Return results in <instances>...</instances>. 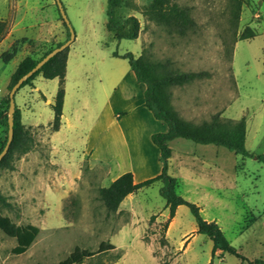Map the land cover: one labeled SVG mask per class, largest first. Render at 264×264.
Returning <instances> with one entry per match:
<instances>
[{
  "label": "rangeland",
  "instance_id": "1",
  "mask_svg": "<svg viewBox=\"0 0 264 264\" xmlns=\"http://www.w3.org/2000/svg\"><path fill=\"white\" fill-rule=\"evenodd\" d=\"M61 1L75 33L71 51L85 54L82 57L78 53L77 59L81 60L83 68L73 70L70 87L77 86V92L82 95L89 91L91 95H98L91 100V114L98 113L105 96L112 90V82L124 66L129 67L127 60L113 58L111 54L131 52L136 57L145 54L152 61L166 64L170 72L208 74L170 90L172 105L180 117L193 125L210 121L216 114L234 120L245 118L246 148L255 154L263 153L264 0H243L237 21L233 18V0H175L191 8L190 13L198 24L197 29L186 36L147 19L144 12L151 0H126L119 16L122 19L136 17L140 32L135 40L121 41L114 40L106 31L108 0ZM58 9L56 0H0V20L8 23L11 34L0 45V103L9 96L11 77L24 58H39L53 45L68 39ZM249 33L256 36L238 40ZM12 42L19 52L6 64L1 56L11 50ZM72 60L76 62L74 56ZM39 81L38 85L45 92L54 87L51 80L41 78ZM26 88L17 93L20 106L27 95ZM27 99H31L30 96ZM33 109L41 123L53 120L52 107L43 99L37 98ZM87 115L84 113L83 118ZM50 133L51 128L36 129L33 149L23 156L16 153L10 161L13 169L0 167V191L12 204L7 208L0 203V216L20 226L34 225L40 229L35 242L21 255L12 253L16 239L0 230V264H59L76 248L98 252L102 244L105 251L82 264H211L212 260L213 264H249L229 253L213 257V243L204 234L189 253L174 251L165 238L167 221L158 220L166 206L160 195V184L139 193L147 210L146 219L131 220L121 214L108 213L99 198V189L109 185V178H105L107 167L93 169L87 160L68 185V174L54 173L49 165ZM110 133L116 146L122 148L124 142L118 132L112 129ZM5 136L6 127L0 125V138ZM178 142L193 149L199 147L187 140ZM75 145L82 147L78 140ZM104 148L108 146L101 145V150ZM222 149L229 154L228 163L235 164L238 171L239 194L229 202L231 218L225 225L226 237L246 259H264V163ZM116 173L114 170L113 176ZM185 209L179 218L181 223L175 227L176 237L183 230L197 226L191 210ZM133 221L143 232L133 234L129 242L120 245L116 242L120 225Z\"/></svg>",
  "mask_w": 264,
  "mask_h": 264
},
{
  "label": "crops",
  "instance_id": "2",
  "mask_svg": "<svg viewBox=\"0 0 264 264\" xmlns=\"http://www.w3.org/2000/svg\"><path fill=\"white\" fill-rule=\"evenodd\" d=\"M107 22L106 31L114 40H117L114 34L107 29ZM10 35L8 33L0 45L7 41ZM71 46L69 47L66 66V95L61 127L58 131H51L48 135L50 143L49 165L52 171L58 174L66 172L68 174L67 183L71 185L72 177L81 172V167L88 160L93 169L107 167V175L104 174L105 178H109L107 187L127 172L133 173L136 184L160 175L163 169L161 151L154 145L152 136L156 133L168 132L169 127L164 121L158 120L152 111L146 107V85L138 81L130 65L127 68L124 66L117 79L112 82V90L105 96L103 106L97 114H94L95 111L91 114L93 111L90 105L91 100L96 99L98 95H91L90 91L82 95L80 91L77 92V86L75 89L73 86L70 87V78L74 74L73 70H79L80 66L83 68L81 60L77 59L79 52L72 53ZM99 54V56L102 55V53ZM113 54H111L113 58H118L114 57ZM79 55L84 57L85 54L79 53ZM73 56L76 61L74 63ZM41 78L43 77L38 76L31 85L23 87H27L28 91L27 95L23 97L21 106L17 103L16 98L19 91L15 96L16 105L22 114V122L32 130L33 135H35V130L40 127L51 128L54 120V111L52 110L53 120L47 124L41 123L36 118L33 102L37 98L43 99L46 104L52 107L59 89V79L52 78L50 83H54V87L50 92H45L41 85H38ZM97 90L102 91L104 88H97ZM35 92L38 93L36 96L34 95ZM27 96H30L31 99H27ZM84 113L88 114L85 119L83 118ZM112 129L118 132L119 138L124 142L122 148L116 146V142L113 141L114 138L110 133ZM181 139L184 140V138H176L167 144L171 150V156L168 160V174L178 181L177 193L185 200L196 204L200 208L199 212L202 217L210 223L218 224L226 236L225 225L227 219L231 218L228 213L230 211L229 202L239 194L237 193V166L228 163L229 154L224 152L222 148L225 147L223 146L199 144L185 139L199 144L198 148L193 149L186 144L184 145V142H178ZM76 140L81 142V149L75 147ZM104 144L108 146V149L101 150V145ZM113 144L115 146H111ZM248 151L251 152V150ZM251 154L264 155V151L262 154H255L254 152ZM114 170L117 173L113 176ZM155 184L162 185L160 182ZM141 190L128 195L116 213L131 220L140 217L143 220L146 219L148 217L147 210L139 197ZM185 207L187 206H178L175 215L170 218V208L166 204L165 210L160 212L158 220L162 218L168 222L165 238L171 248L174 251L187 254L193 250L194 244L201 239V234L198 233V226H194L188 231L183 230L178 237H176L177 234H174L176 225L181 223L179 220L181 213L186 211ZM142 232V228L135 227L134 221L130 224L123 223L116 233V242L124 245L130 241L133 234L137 235ZM213 244L211 245L214 248ZM221 254V251H217L215 257L221 256ZM211 264H213V260Z\"/></svg>",
  "mask_w": 264,
  "mask_h": 264
},
{
  "label": "trees",
  "instance_id": "3",
  "mask_svg": "<svg viewBox=\"0 0 264 264\" xmlns=\"http://www.w3.org/2000/svg\"><path fill=\"white\" fill-rule=\"evenodd\" d=\"M126 0H108L107 4V29L114 34L117 40L131 39L135 40L139 36L140 22L136 17H129L122 19L119 16L120 9ZM233 18L239 19L241 6L243 0H233ZM191 8L181 6L175 0H151L150 5L145 10L144 14L150 21L156 22L159 25L167 27L181 36H186L190 31L197 29L198 24L191 15ZM61 19L63 20L62 16ZM64 21V20H63ZM64 26L68 31V39L71 36L69 26L64 22ZM9 25L6 21L0 20V42L5 38L8 33ZM256 35L249 33L241 36L238 40H245L254 38ZM67 39V40H68ZM66 40V41H67ZM58 42L53 45L44 55L39 58L27 56L18 65L16 71L11 77L9 90L29 71H31L39 61H41L53 48H57L64 44ZM69 48L57 54L50 59L41 69H39L32 77H30L20 89L27 85H31L33 81L42 76L45 79L52 80L59 79V89L52 105L54 111V120L51 125V131L56 132L61 127V120L63 115L64 99L66 95V66L68 59ZM19 49L14 43L11 50L2 54L1 59L4 63H10L18 54ZM114 57L123 58L128 60L131 69L136 74L140 83H144L147 87L145 98L146 107L152 111L154 116L161 121H164L169 130L166 133H156L152 136V141L161 151V162L163 164L162 173L156 177L148 179L141 183L134 182V175L132 172L124 173L111 183L109 187L99 189V198L103 202L108 213H116L124 201V199L139 190L150 187L155 183L162 184L160 188V195L166 201L167 206L170 208V218H173L178 206L185 205L192 212L198 226V233L208 236L214 243L213 257L217 251L222 254L229 253L236 256L242 261H248L249 264H264V260L256 259L249 261L238 250L231 246L224 235L221 227L216 223L206 221L200 211V208L180 196L176 189L178 186L177 179L168 174V160L171 156V150L167 145L169 141L176 138H184L194 141L199 144H215L223 146L236 155L243 157L256 158L264 163V155L251 154L246 149V133L247 124L246 119L232 120L224 118L221 114H216L210 121H206L201 125H193L186 122L175 111L172 102L170 90L175 86H184L185 83L189 84L196 79H200L208 75L205 72H170L167 65L162 62H155L150 60L145 54L136 57L133 53L127 52L119 54L114 52ZM18 90V91H19ZM17 91V92H18ZM10 106V97L8 96L0 103V125L6 127V136L4 139L0 138V154L6 146L8 140V115L7 112ZM34 135L30 128L26 127L22 122V114L16 105L14 114V139L10 146L7 155L0 162V167H8L13 169L11 160L13 156L18 153L23 156L29 153L34 146ZM0 203L7 208H11L12 204L0 191ZM168 222L165 226L167 228ZM0 230L7 236L15 238L17 245L13 248L14 255H21L25 253L35 242L40 229L34 225L20 226L12 222L8 217L0 216ZM105 246L102 244L98 252L76 248L70 256L59 264H82L87 259L94 258L98 253L105 251ZM114 247V246H113Z\"/></svg>",
  "mask_w": 264,
  "mask_h": 264
},
{
  "label": "water",
  "instance_id": "4",
  "mask_svg": "<svg viewBox=\"0 0 264 264\" xmlns=\"http://www.w3.org/2000/svg\"><path fill=\"white\" fill-rule=\"evenodd\" d=\"M56 3L58 5V8H59L58 10L60 11V14H61L64 22L69 26L71 36L66 42H64V44H62L61 46H59V47H57L55 49L53 48V50L51 52H49L41 61H39L38 64L31 71H29L23 77L19 78V81L11 89V91L9 93L10 106L8 107L9 110L7 112L8 123H9L8 140H7L5 148L3 149V151L0 154V162L7 155L8 151L10 149V146L12 144V141L14 139V114H15V111H16L15 96H16L17 91L19 90V88H21V86L30 77H32L39 69H41L50 59H52L57 54L65 51L66 49H68L71 46L72 42H74V40H75V33H74V30L71 27V24L69 22V19H68V16L66 14V11L64 10V6H63L62 1L61 0H56Z\"/></svg>",
  "mask_w": 264,
  "mask_h": 264
}]
</instances>
